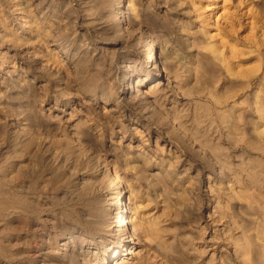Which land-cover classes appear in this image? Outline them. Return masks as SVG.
Instances as JSON below:
<instances>
[{"label":"rangeland","instance_id":"374dc122","mask_svg":"<svg viewBox=\"0 0 264 264\" xmlns=\"http://www.w3.org/2000/svg\"><path fill=\"white\" fill-rule=\"evenodd\" d=\"M0 264H264V0H0Z\"/></svg>","mask_w":264,"mask_h":264},{"label":"bare ground","instance_id":"6f19581e","mask_svg":"<svg viewBox=\"0 0 264 264\" xmlns=\"http://www.w3.org/2000/svg\"><path fill=\"white\" fill-rule=\"evenodd\" d=\"M151 48H152L151 43L147 42L146 46H145V50H144V54L147 58H153L154 57L153 51L151 50ZM157 65H158V63L156 64V62H155L154 68H156ZM162 75H163V72H161V71L154 73L152 75V78H155V79L151 80V85L149 87L150 90L157 88V86L160 84V79H161ZM114 187H115V189L119 188V181H118L117 177H114ZM119 210H120V208H119ZM124 213L127 214L128 217H126V216L121 217V212L119 211L116 213L117 215L114 217V219L110 222L112 229H114L116 234H118L121 237V241H122L118 247L116 246V252L113 255V257H111V262H114L116 259H118V257L121 256V254H122V251H123L122 247H124V249L126 250V248L129 247V245L133 243V240L135 238V230H134V225H133V220H134L133 215L128 214L126 207H125ZM123 260L124 259H122V261ZM126 261H127V263H129L128 262L129 260H126Z\"/></svg>","mask_w":264,"mask_h":264}]
</instances>
